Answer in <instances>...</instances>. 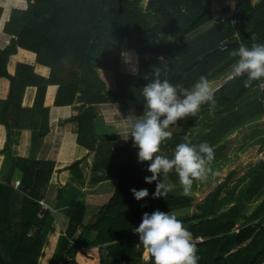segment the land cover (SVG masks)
I'll return each mask as SVG.
<instances>
[{
	"label": "trees",
	"instance_id": "16d2710c",
	"mask_svg": "<svg viewBox=\"0 0 264 264\" xmlns=\"http://www.w3.org/2000/svg\"><path fill=\"white\" fill-rule=\"evenodd\" d=\"M25 1V8H11L2 27L0 19V45L3 33L9 35L0 46V264H37L47 230L58 215L64 224L57 222L41 264H146L133 231L143 213L187 208L191 197L171 190L154 199L155 182H144L151 175L147 162H138L132 140L118 145L114 133L97 131L95 120L101 109L96 111L95 105L133 104L134 115L142 114V88L156 67L161 68V79L185 88L200 75L209 80L220 75L235 62L230 52L241 42L249 47L264 43V0L254 4L236 0L227 15L229 7L215 9L214 0H148L146 11L141 0ZM2 10L0 5V16ZM195 31L199 32L187 37ZM164 37L172 40L158 41ZM19 48L33 52L35 62L47 67L48 74L21 61L10 72L9 58ZM245 79L224 80L215 88L214 106L202 105L195 117L171 126L172 138L161 145V154L171 158L185 137L193 144L206 141L218 152L227 135L261 116L259 125L264 128V81L245 87ZM30 86L36 88L32 103L23 104ZM75 101L80 102L78 111L69 120L76 121V128L65 134L62 145L64 152L69 147L67 160L30 156L32 137L44 136L50 129V107ZM62 113L64 109L54 108L51 115ZM12 129L21 133L19 151L5 155ZM262 135L264 139V129ZM52 147L58 149L59 144ZM92 150L89 182L118 179L109 200L83 223L82 194L78 196L67 176L82 178L80 162ZM5 156L9 161L3 169ZM248 175L237 192L232 188L220 199L213 196L199 216L178 217L193 234L198 264H264V196L246 212L254 197L264 192V162L259 159ZM161 177L180 184L174 171ZM132 188H147L149 195L136 200ZM89 230L95 232L91 240L84 238Z\"/></svg>",
	"mask_w": 264,
	"mask_h": 264
},
{
	"label": "clouds",
	"instance_id": "9594fccd",
	"mask_svg": "<svg viewBox=\"0 0 264 264\" xmlns=\"http://www.w3.org/2000/svg\"><path fill=\"white\" fill-rule=\"evenodd\" d=\"M142 8L147 10V0ZM230 55L236 60L231 66L229 80L246 77L245 87L251 86L253 81H264V43L254 42L249 47L241 42ZM215 92L205 75H200L190 88H185L166 78L161 79L160 67L154 69L150 81L143 85L144 110L140 115L126 117V132L121 137L124 140L131 138L138 148V162H147V171L151 175L145 176L144 182H155L154 199L165 197L171 191L161 181L162 173L174 171L187 194L195 181L205 180L211 171L215 151L208 142L193 144L185 137L186 142L175 146L171 158L161 154V145L172 138L168 129L179 120L195 117L202 105L214 106ZM130 191L136 200L149 195L147 188H132ZM133 231L143 246L146 264L148 261L152 264H198L200 257L193 234L174 213L159 209L150 214L145 212Z\"/></svg>",
	"mask_w": 264,
	"mask_h": 264
},
{
	"label": "rangeland",
	"instance_id": "374dc122",
	"mask_svg": "<svg viewBox=\"0 0 264 264\" xmlns=\"http://www.w3.org/2000/svg\"><path fill=\"white\" fill-rule=\"evenodd\" d=\"M235 1L236 0H214V8L216 9V8H220L222 6H228L229 10L227 13H225L227 15L233 10V3ZM143 3H144V0H141V6ZM9 4L6 3L5 0H0V5L3 8L2 13H1V17H5V16H7L8 13H10V10H9L10 5ZM148 17L150 20L154 19L153 15L148 16ZM212 23L213 22H211V21L207 22L206 24H204L200 28H198V30L206 28L207 26L211 25ZM198 32L199 31L191 32L190 34L187 35V37H191V36L193 37ZM170 40H172L171 37H164V38L158 39L159 42H165V41H170ZM231 66L229 68H227L223 73L216 76V78H213L214 79L213 81H210L214 88H217L221 83H223L224 80L228 79ZM37 72L40 74H43V75H47L48 74V68L45 69L43 67H38ZM26 90H27V88H26ZM26 90H25V92H26ZM35 90H36V88H35ZM34 94H35V92H34ZM22 103L26 104L24 101H22ZM79 104H80L79 101H75L73 104L70 105L71 106L70 107L71 108V110H70L71 116L73 114L77 113L78 110L76 108L78 107ZM95 108H96V111H98L99 108L106 111L104 115H99V116H98V112H97V118L95 120V123L97 124V126L100 127L101 124L106 125V127L104 129L97 130L98 132H100V133L101 132L114 133L115 134V140L118 141L119 143H122V144L124 142L131 140V138H129L128 140H124L121 136H123L126 132V117L128 115H134L135 114L133 104L125 106L124 104H121V103L108 102V103L96 104ZM107 113L110 115V119L113 118L112 120H110L107 117L104 118V116ZM260 122H261L260 120H256L254 122L248 123L246 125L241 126L237 130H234L229 135H227L225 141L223 142L224 147H222L220 149V153L216 152V154H215V159L212 161V163L210 165L211 171L208 173L207 178L203 181H200V183H199V184H201V187H204L203 192L201 193L202 194L201 195L202 200L207 199L208 196L210 194H212V192H214L216 190V188L219 186V180H221V182H222L226 178V176L229 174V172H231L232 170H241L246 165L258 164L259 157H260L259 156L260 146H261V142H263V140H264L263 135H262L264 128H263V126L261 127L259 125ZM116 123L118 124L120 129H125V130H120V132L117 131L118 129L113 127V126H115L118 128ZM202 123H200V125ZM174 128L175 127H170L168 130L170 131V130H173ZM74 130L75 129H72V131H74ZM67 133H70V131ZM65 134L66 133H64L62 135L61 140H60L57 132L52 131L50 133H47L46 144L42 148V150L40 151V155L42 157H54L57 154L58 160H61V159L67 160L68 156L66 154H70V151L68 150L69 147L66 149L65 152L62 150V145H63L62 142L64 140ZM233 138H236L235 144H232L233 140H234ZM41 140H42V138H41ZM41 140H37V142H35V144H34L35 148H36V145H39ZM56 143H58L60 145L59 149H57V147H55V148L52 147L53 144H56ZM131 146H133V144H131ZM235 149H237V150H235ZM234 150H235L236 156L233 155ZM82 168H83V171H86V168H84V166ZM231 168H235V169H231ZM83 178H84V176H83ZM161 180H166V179H165V177H161ZM67 181L70 184L78 187L79 190H83V192H84V190H87V191H85V195L83 193L82 201L84 203L85 202L90 203L89 206H91L92 208H98L99 205H102V203L104 204L105 202H107L109 200L108 197L111 196V192L108 190V188H107L108 185H107V186H99V187L95 188L97 193L101 194L100 197H95L96 193H94V189H86L87 186L89 188H91L90 186L95 187V185L88 184L89 183L88 177H86L85 179H83L79 182V179H75L71 175L70 176L68 175ZM164 182H165V184H169V183H167L168 182L167 180ZM113 186L115 187V184ZM198 188H200V187H198ZM197 189L195 191H197ZM237 191H238V188H235V192H237ZM193 192L194 191H192V193ZM94 204H96V207H94ZM188 209H190V208L185 209V211L188 212ZM185 211L183 210V214ZM61 217L62 216L58 215L59 219L57 218L55 221H53L51 223L50 227L48 228L47 233L45 235V242L43 244L41 253L39 255V259H38L37 264H41V261H42L43 256H44V252L46 250V247H47L49 241L51 240V237L53 236V232H54L55 226L57 225V222H59V220H61L63 222ZM90 219H91V217H89L88 220H86L85 216H83V223L88 222ZM62 224H64V222ZM78 230H79V228H78ZM59 235L56 238L57 242L59 240ZM87 236L90 239H92V237H90V235H87ZM57 249H58V243H56V245H55V249L53 251L52 258L54 256V254L57 252Z\"/></svg>",
	"mask_w": 264,
	"mask_h": 264
},
{
	"label": "crops",
	"instance_id": "0c3cea01",
	"mask_svg": "<svg viewBox=\"0 0 264 264\" xmlns=\"http://www.w3.org/2000/svg\"><path fill=\"white\" fill-rule=\"evenodd\" d=\"M5 1L8 4L10 3L9 4L10 5L9 6V10H11L12 7L25 8L27 6V3H26L25 0H5ZM258 1L259 0H252V3L254 4V3H257ZM8 15H9V13L5 17H1L0 16L1 17L0 18L1 19V27L3 25V22L8 18ZM3 35L6 36V37H5L4 42L0 46H4V44L9 39V35H7L5 33H3ZM17 61L27 62L29 64H32L34 66V70L35 71H37L38 67H43V68L47 69V67L38 65L35 62V54L33 52L25 50V49H22V48H19L16 54H13V55L10 56L9 61H8V70L10 72L14 71V67H15V64H16ZM213 80L214 79H211L209 81H213ZM34 92H35V87L34 86L27 87V90L25 92L24 99H23V101L26 104H31L32 103ZM70 107H71L70 105H59V106L53 105V106L50 107L49 116H48L50 129H49V131L47 133H50V132H52L54 130H58L57 133H59L60 136L62 137V135L64 133H67L69 131L71 133L72 129L76 128V122L74 120H69V118L71 116V111H70L71 108ZM54 108H62V109H64V113L60 114L57 117H54V116L51 115V112H52V110ZM99 115H102V114H100L98 112V116ZM261 120H263V116H261L260 121ZM58 126H60L61 128H58ZM105 127H106V125L101 124L99 129L101 130V129H104ZM47 133L44 135V137L43 136L42 137L41 136L40 137H37V136H33L32 137L30 150H29V155L30 156L35 157V158H42V159H55V160L57 159V154L54 157H42L40 155V151L42 150V148L46 144ZM20 136H21V133H20V130H18V129H12L10 131L8 147H7V149L4 150V154L5 155H8V154L17 155L18 154L19 146H20ZM226 137H225V139H226ZM41 138H42V140H41ZM225 139H224V141H225ZM233 139L234 140H233L232 144H235L236 138H233ZM37 140H41V141H40L39 145H36V148H35L34 144H35V142H37ZM116 142H117L118 145L122 144V143H119L118 141H116ZM222 147H224V146H221L219 148V150H218L219 153H220V149ZM53 148H55V147H53ZM58 149H59V147H58ZM235 150H237V149H235ZM235 150L233 152L234 156H236ZM215 154H216V151H215ZM94 157H95V150L89 151L86 154L85 158L80 162V166H81L83 174H82V178L79 179V182L81 180L85 179L86 177L89 178L90 169H91V166L93 164ZM8 161H9V159L5 156L3 158V161H2V168L3 169L6 168V166L8 164ZM254 165L255 164H249V165L244 166L241 170H232L231 171V173H232L231 177L227 181L225 179L222 182H221V180H219V186L216 188V190L214 192H212V194L209 195L210 197L208 196V198L205 199V200H202V196H201L202 195L201 193L203 192L204 187H201V184H199L200 181H195L193 183V185H192L191 191L186 194V195H189L191 197V202H192V205L190 207H187V208H190V209H188V212L185 211V209H187V208L174 209V210H171L170 212H172L175 215H177V218L178 217H185V216H197V215L199 216V214L203 212L204 206H207L208 204H210V200H211V198L213 196H215L217 199H220V198L224 197L230 191V189H232V188H238L239 189V187L242 186L249 179V175H248L249 171L252 169V167H254ZM83 166H84V168H86V171H83V168H82ZM231 169H235V168H231ZM69 176H70V174H69ZM83 176H84V178H83ZM117 179H118L117 177H112V178L104 179V180H101V181H98V182H95V183H90L89 182L88 184L95 185V187L90 186L91 188H89L87 186L86 189H94V193H96L95 197H100L101 194L97 193L95 188H97L99 186H107L108 185L107 188L111 192V195H112L113 189H114L113 185L116 184ZM225 181H226V183H224ZM167 186H169V188L172 191H174V192L185 194L183 189L181 188L180 184H177V185L167 184ZM198 187H200V188H198ZM76 188L79 190L78 187H76ZM196 189H197V191H195ZM50 191L55 193L56 186H52ZM85 191H87V190H84V192H83V190H79L78 196H80V194H82V196H83V193L85 195ZM192 191H194V192L192 193ZM263 196H264V192L261 193V194L256 195V197H254V199L248 204L246 212L249 213L254 208V206L263 198ZM109 198L110 197H108V199ZM52 203H53L52 205H54L55 201L53 200ZM43 204H45V203H43ZM84 204H85L84 216H85L86 220H88L89 217H92L93 214L101 207V205H99L98 208H92L91 206H89L90 203L85 202ZM45 205L47 206V204H45ZM48 206H50V205H48ZM94 207H96V204H94ZM52 210H54L53 212L56 211L54 208ZM183 210L185 211L184 214H183ZM204 218L205 217H200V218H198V220L204 219ZM87 235H90V237L93 238L94 235H95V232L93 230H89L84 235L85 239L91 240Z\"/></svg>",
	"mask_w": 264,
	"mask_h": 264
},
{
	"label": "built area",
	"instance_id": "2783aa9c",
	"mask_svg": "<svg viewBox=\"0 0 264 264\" xmlns=\"http://www.w3.org/2000/svg\"><path fill=\"white\" fill-rule=\"evenodd\" d=\"M231 13V12H230ZM226 15H224V16H222L221 18H223V17H225ZM222 47H224V46H222ZM262 82H260V86L262 87ZM260 153H259V159L260 160H262L263 162H264V143L262 144V148H261V150L259 151ZM42 202V201H41ZM42 206L45 208L46 207V205L45 204H43V202H42Z\"/></svg>",
	"mask_w": 264,
	"mask_h": 264
},
{
	"label": "bare ground",
	"instance_id": "6f19581e",
	"mask_svg": "<svg viewBox=\"0 0 264 264\" xmlns=\"http://www.w3.org/2000/svg\"><path fill=\"white\" fill-rule=\"evenodd\" d=\"M99 111H100L101 114H105V112H106V111L103 110V109H101V110H99ZM106 115H107V116H106ZM106 115H105V118L107 117V118L110 119V115H109L108 113H107ZM112 119H113V118H112ZM112 119H110V120H112Z\"/></svg>",
	"mask_w": 264,
	"mask_h": 264
}]
</instances>
